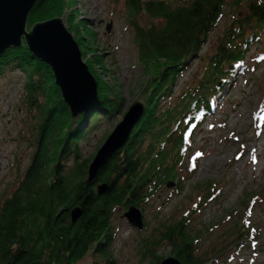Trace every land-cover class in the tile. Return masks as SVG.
<instances>
[{
    "label": "trees",
    "instance_id": "16d2710c",
    "mask_svg": "<svg viewBox=\"0 0 264 264\" xmlns=\"http://www.w3.org/2000/svg\"><path fill=\"white\" fill-rule=\"evenodd\" d=\"M65 1L36 0L26 24L31 28L61 15ZM122 9L137 61L148 76L141 96L144 110L129 139L89 184L85 183L92 158L83 156L81 144L99 120H110L120 105L94 77L97 98L86 112L70 116L51 68L30 55L23 39L20 47L0 55V77L14 69L26 77L22 106L32 122L19 139L33 150L9 195L0 199V264H76L90 253L106 264H116L109 251L115 208L144 207L166 182L181 179L179 173L191 162L187 147L194 130L244 68L251 46L260 42L264 47V0H123ZM222 19L215 50L195 81L172 101V85ZM88 34L89 45L81 36L76 40L82 56L88 51L93 65L103 66L101 56L91 48L94 34ZM261 54L264 58V48ZM191 163L193 173L197 163L193 158ZM103 184L106 190L99 195L96 186ZM219 187L208 182L204 199L216 198ZM198 200L179 221L158 224L141 239L144 259L154 258L159 264L156 255L161 247L170 249L179 264H206L221 256L211 244L204 250L196 247L199 237L187 227L191 213L200 209L202 198ZM75 206L82 214L72 223L70 211ZM242 224L237 234L248 233L252 241L254 230ZM240 242L236 239L234 246Z\"/></svg>",
    "mask_w": 264,
    "mask_h": 264
},
{
    "label": "rangeland",
    "instance_id": "374dc122",
    "mask_svg": "<svg viewBox=\"0 0 264 264\" xmlns=\"http://www.w3.org/2000/svg\"><path fill=\"white\" fill-rule=\"evenodd\" d=\"M122 2L66 0L62 14L54 16L60 19L74 42L80 36L85 40L90 31L94 34L91 48L101 56L103 66L93 65L88 51L81 61L93 79L96 77V81L104 84L111 98L120 105L118 111L110 114V120L100 119L97 128L90 130L82 142V154L90 159L132 104L141 103L148 83L147 73L137 61L130 30L124 24ZM107 24L110 32L106 31ZM223 24L222 19L202 50L176 79L169 99L175 101L184 87L195 81L207 56L216 48ZM29 29L27 25L26 30ZM263 48L260 42L251 46L244 68L188 140L189 159L197 163L194 172L190 169L192 163L187 161L189 165L179 173L181 179L166 182L154 198L138 208L143 219L142 229L132 228L123 218L128 209L115 208L111 217L113 244L109 251L116 264H157L154 258L147 260L140 255L141 239L156 230L158 224L168 226L179 221L182 213L198 204L199 198H202L200 209L195 215L191 213L187 227L199 237L196 247L204 250L211 244L221 253L206 264H264V58L260 56ZM78 49L81 53L79 44ZM5 72L0 77V199L9 195L33 151L28 142L19 139V134L26 132L32 122L22 106L26 77L18 69ZM210 181L220 186L219 192L216 198L205 200L203 193ZM244 222L255 232L252 241L247 239L251 236L248 233L237 234ZM228 233L229 238L222 235ZM236 239H241L240 246H234ZM160 249L157 258L172 256L170 249ZM76 264L106 263L97 254L90 253Z\"/></svg>",
    "mask_w": 264,
    "mask_h": 264
},
{
    "label": "water",
    "instance_id": "95a60500",
    "mask_svg": "<svg viewBox=\"0 0 264 264\" xmlns=\"http://www.w3.org/2000/svg\"><path fill=\"white\" fill-rule=\"evenodd\" d=\"M36 0H0V55L6 49L20 47L22 39L28 46L30 55L51 69L55 86H58L63 103L69 107L70 116L76 117L79 111H86L97 98V84L87 66L82 63V54L78 44L71 38L70 32L60 19L54 17L41 23H34L27 31L26 20ZM110 25H106V31ZM144 104L134 102L124 113L121 121L112 129L99 151H96L87 169L86 183L92 182L105 161L116 150H120L129 139L132 128L143 115ZM106 186H96L98 194L105 192ZM123 214L128 224L134 229H142V215L138 208L129 207ZM70 222H74L82 212L75 206L70 211ZM173 256L161 259L160 264H179Z\"/></svg>",
    "mask_w": 264,
    "mask_h": 264
},
{
    "label": "bare ground",
    "instance_id": "6f19581e",
    "mask_svg": "<svg viewBox=\"0 0 264 264\" xmlns=\"http://www.w3.org/2000/svg\"><path fill=\"white\" fill-rule=\"evenodd\" d=\"M91 104H92V103H91ZM87 110H88V109H87ZM87 110H86V111H87ZM82 112H83V111H81L80 113H82ZM78 114H79V113H78Z\"/></svg>",
    "mask_w": 264,
    "mask_h": 264
}]
</instances>
